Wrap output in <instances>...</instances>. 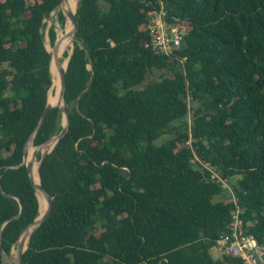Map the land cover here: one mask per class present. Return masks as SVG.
<instances>
[{"label":"trees","instance_id":"trees-1","mask_svg":"<svg viewBox=\"0 0 264 264\" xmlns=\"http://www.w3.org/2000/svg\"><path fill=\"white\" fill-rule=\"evenodd\" d=\"M61 1L0 0L7 258L40 215L24 147L63 128L54 107L36 130L52 93L45 20ZM160 8L185 32L168 56L155 54L146 31ZM75 18L68 131L39 167L53 206L20 264H242L211 258L234 204L202 165L230 184L248 233L264 243V0H80ZM48 38L55 43L53 27ZM153 71L167 76L147 82ZM188 115L190 126H171Z\"/></svg>","mask_w":264,"mask_h":264},{"label":"built area","instance_id":"built-area-1","mask_svg":"<svg viewBox=\"0 0 264 264\" xmlns=\"http://www.w3.org/2000/svg\"><path fill=\"white\" fill-rule=\"evenodd\" d=\"M164 16L163 8L148 12L146 31L150 36L155 54L168 56L180 48L185 32L178 26L167 23ZM204 169L209 171L212 180L218 183L224 191L230 193L234 204V208L230 211L231 221L227 224L228 232L221 234L211 248L217 252V259L231 257L239 259L242 264H264V243L258 242L248 233L251 224L244 223L241 219L243 210L237 205L231 192L232 188L228 190V182L222 179L212 167L208 165Z\"/></svg>","mask_w":264,"mask_h":264},{"label":"water","instance_id":"water-1","mask_svg":"<svg viewBox=\"0 0 264 264\" xmlns=\"http://www.w3.org/2000/svg\"><path fill=\"white\" fill-rule=\"evenodd\" d=\"M80 1V0H79ZM79 1L77 2L76 4V9H77V6H78V3ZM67 2V0H62L60 2V4L58 5L57 7V12H61L62 13V16H64L65 20H69L71 25H72V30L70 32V37H71V40H72V48H71V52L69 53V56L67 57V64H66V67L63 68L61 65H62V62L59 58H57L56 56H54V54H56V50H57V45H56V41H55V44H54V47H53V52L52 53H49L50 55V73H51V64H52V58L54 57V65L55 67L57 68L58 70V73H59V82H60V92H59V101L58 103L56 104H50L49 103V98H48V101H47V105L45 107V110H44V113L40 119V122L38 124V126L36 127V130H38L40 128V126L42 125V123L44 122V119L46 118L48 112L50 111L51 108H54V107H58L62 113V131L55 137L51 138L50 140H48L47 142H45L44 144H42L41 146L37 147V148H43L45 145L47 144H51L52 146V150L53 148L55 147V145L58 143V141L66 134V132L68 131V123H69V114H68V110L63 102V96L65 94V86H66V69H67V66H68V63L70 61V58H71V53H73V41L75 39V33H76V30H77V22H76V18H75V14H76V9H75V12H65V11H62L61 10V5L63 3ZM51 15V14H50ZM52 86H53V81H52ZM51 91V90H50ZM50 93V92H49ZM49 96V94H48ZM32 140H33V137L30 138V140L27 142V144L25 145L24 147V151L22 152L23 153V161H22V164L21 166H25L26 167V170H27V175H28V178H29V181L30 183L32 184V187H34V190H35V194H36V197L38 199V202H39V198H38V195H37V191L40 190L43 194V200L45 201L46 203V209H45V212L44 214L42 215H39L38 218L36 220H34V222L28 226L24 231L23 233L21 234V236L24 234V232H26L28 229H30V235H28V239H27V242L24 244V242L21 240V236L20 238L18 239V241L16 242V246H17V253H16V257L14 258L15 260V264H20L21 262V258H22V253L25 252V250L27 249V244L29 243V240H30V236L31 234L34 232V230L41 224V222H43V220H45L51 210H52V206H53V203H52V198L49 196V194L41 187V184H40V178H39V167L44 159V157L50 153H45V155H43L39 161V163L37 164L38 167H37V174H38V178H39V186H36L34 181H33V171H34V164H35V159L37 158V152H33L32 154V159L29 161L28 160V154L27 152L29 151V144H32ZM21 206V205H20ZM39 214H40V203H39ZM20 215V214H19ZM19 215L13 217L12 219H17L19 217ZM0 249H1V252L0 254H2V264H11L13 260H8V258L5 256V254H3L2 252V242H1V235H0Z\"/></svg>","mask_w":264,"mask_h":264},{"label":"rangeland","instance_id":"rangeland-1","mask_svg":"<svg viewBox=\"0 0 264 264\" xmlns=\"http://www.w3.org/2000/svg\"><path fill=\"white\" fill-rule=\"evenodd\" d=\"M57 10H55L54 12H52L51 13V15L48 17V18H46V20H45V23H46V27H45V30H44V33H45V46H46V48H47V50H48V52L49 53H51V52H53V47H54V44H51L50 43V41H49V38H48V31H49V29L51 28V27H53L54 28V30H55V33H56V40H57V37H58V34H60L59 35V38L61 37V39H62V34H63V32L65 31V24L66 23H64V25H61L60 23H59V21H58V18H57ZM65 20V19H64ZM65 22H66V20H65ZM57 23V24H56ZM62 44H63V40H62ZM56 45H57V41H56ZM72 48V47H71ZM57 49H58V47H57ZM70 51H71V49H70ZM70 51L68 50V51H65V52H63L62 53V56L59 58L60 60H61V62H62V64H63V66L65 65V63H66V61H67V57L69 56V53H70ZM56 52H57V50H56ZM62 66V67H63ZM167 75H166V73H164V72H160V71H153V73H151L149 76H148V78H147V82H149V81H159V80H161L163 77H166ZM146 83H144L143 84V86L145 85ZM54 90V91H53ZM52 90V93L51 94H55L56 95V90L55 89H53ZM183 123H186L187 125H191V115H188L184 120H179V121H175V122H172V127H174V128H178L180 131H182V124ZM169 139H171V136L170 135H165V136H162L159 140H158V142L157 143H159V144H162V143H165V142H167ZM52 150V146H51V144H47V145H45L43 148H37V147H34L32 144H29V151L27 152V154H28V160L30 161L31 159H32V153L33 152H37L36 154H37V158L34 160L35 161V164H36V166H37V164L39 163V161H40V159H41V157L43 156V155H45V153H48V152H50ZM40 154V156L38 157V155ZM34 164V165H35ZM206 167H208V165H206V164H203V168H206ZM228 185L230 186V184L228 183ZM228 186V190H230L231 189V186L229 187ZM226 194H228L229 196H230V193H228V192H225V195ZM219 200H222V198H220ZM16 251V252H15ZM16 253H17V246H15V248H13V250H12V253H10L11 254V257H9L8 258V260L10 261V260H13L12 261V263L11 264H15V257H16ZM210 255H211V258L212 259H217V257H218V254H217V252L215 251V250H212V249H210ZM11 258V259H10Z\"/></svg>","mask_w":264,"mask_h":264},{"label":"bare ground","instance_id":"bare-ground-1","mask_svg":"<svg viewBox=\"0 0 264 264\" xmlns=\"http://www.w3.org/2000/svg\"><path fill=\"white\" fill-rule=\"evenodd\" d=\"M78 1L79 0H67V2H65V3H63L61 5V10L62 11H65V12H75L76 3ZM65 23H66L65 24V31L62 34V39H61V37L59 38V35L60 34H58V37H57V47H58V49H57V52H55L56 54H54V56H56L57 58H60L62 56V53L63 52L68 51V50L70 51V49L72 47V40H71V37L69 35L70 32H71V29H72V25H71L70 21L67 20V19H66V22ZM62 40H63V44H62ZM68 41H69V44H68ZM52 59L53 60H52V64H51V78H52V81H53V86H51L52 87L51 90L55 89L56 90V95L55 94L54 95L51 94V96L49 97V103L50 104H56L59 101V92H60V87L59 86H60V82H59V73H58V70H57V68L54 65V57ZM66 64H67V61H66V63H65L64 66H63V64L61 66H63V68H65L66 67ZM37 167H38V165L36 166V164H35L34 165V171H33V181H34V183H35L36 186H39V178H38V174H37ZM37 195H38L39 203H40V215H42L45 212L46 203L43 200V194H42V192L40 190L37 191ZM30 231L31 230L28 229L26 231V232H28V234L25 236L24 239H22V241L24 242V244L27 242L28 235H30ZM26 232H24V234Z\"/></svg>","mask_w":264,"mask_h":264}]
</instances>
